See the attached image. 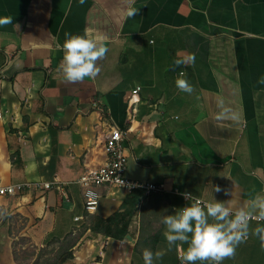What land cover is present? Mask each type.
I'll use <instances>...</instances> for the list:
<instances>
[{
	"label": "crops",
	"instance_id": "0c3cea01",
	"mask_svg": "<svg viewBox=\"0 0 264 264\" xmlns=\"http://www.w3.org/2000/svg\"><path fill=\"white\" fill-rule=\"evenodd\" d=\"M126 6L0 0V18L12 19L0 27V183L62 186L0 197V208L25 221L22 233L36 246L76 235L63 264H88L103 242V264H144V249L165 253L154 264H178L187 245L168 251L161 217L190 205L181 193L233 211L264 195V0H135L140 12L130 19ZM86 29L103 34L109 50L95 79L67 83L58 71L65 33ZM189 54L194 64L172 70ZM180 71L191 94L175 85ZM110 125L125 132L124 176L164 190L140 191L132 205L130 193L100 187L97 210L86 216L77 179L104 162ZM113 215L121 239L91 230L94 218ZM0 264H17L1 225ZM222 264H264L259 239L249 235Z\"/></svg>",
	"mask_w": 264,
	"mask_h": 264
},
{
	"label": "clouds",
	"instance_id": "9594fccd",
	"mask_svg": "<svg viewBox=\"0 0 264 264\" xmlns=\"http://www.w3.org/2000/svg\"><path fill=\"white\" fill-rule=\"evenodd\" d=\"M81 4L84 0H79ZM125 19L139 15L140 9L133 7L135 0H125ZM146 6V5H145ZM12 24L10 17L0 18V27ZM107 40L103 34L91 35L85 30L83 35L65 33L62 46L63 58L58 71L62 73L67 83L83 82L85 78L95 79L101 69L97 62L103 60L108 52ZM195 63V55L189 54L173 61L172 70L181 69ZM186 73L180 71L175 80L176 87L191 94L194 87L184 78ZM264 85V76L257 81ZM233 119H238L233 115ZM123 182L121 181V186ZM213 191L219 193L222 189L214 186ZM229 194L227 189H223ZM184 198L193 202L174 214L161 217L165 225L163 233L168 251L174 246L187 245L178 257L180 264H222L227 258L235 256L236 248L245 242L249 235H255L260 241V248L264 250V195L256 194L242 207L233 211L225 201H202L193 197L192 193H181ZM256 226H252V222ZM165 253L144 249L142 256L144 264H154Z\"/></svg>",
	"mask_w": 264,
	"mask_h": 264
},
{
	"label": "built area",
	"instance_id": "2783aa9c",
	"mask_svg": "<svg viewBox=\"0 0 264 264\" xmlns=\"http://www.w3.org/2000/svg\"><path fill=\"white\" fill-rule=\"evenodd\" d=\"M136 93L137 89L132 91L131 98L129 99L131 104H135L136 102ZM93 106L97 107L96 104H93ZM124 140L125 132L114 125H110L104 135V162L97 167L85 169L79 175L77 183L81 188L82 204L86 216L95 213L97 210L98 202L101 197L99 192L100 187H114L116 189H121L126 193L138 190L144 195L159 193L164 190V186L161 184L155 185L152 183L132 181L124 176L126 165V155L122 145ZM121 181L123 182L122 186ZM50 189L61 190L62 186L57 181L22 182L12 185H3L0 183V197H13L32 190L43 192ZM173 192L177 193L176 190ZM182 198L184 202L190 204L193 202L192 200L187 201L183 195ZM86 216L75 217L74 221H79L84 217L86 218ZM105 245L106 242H103L98 249L96 256L93 257L88 264H103ZM178 264H180V260Z\"/></svg>",
	"mask_w": 264,
	"mask_h": 264
},
{
	"label": "rangeland",
	"instance_id": "374dc122",
	"mask_svg": "<svg viewBox=\"0 0 264 264\" xmlns=\"http://www.w3.org/2000/svg\"><path fill=\"white\" fill-rule=\"evenodd\" d=\"M0 225L9 235L12 258L17 264H32L37 256H40L39 261H42L60 250V240H49L41 246L32 244L22 233L25 221L18 214L6 213L2 208H0ZM74 251L75 246L72 249V252Z\"/></svg>",
	"mask_w": 264,
	"mask_h": 264
},
{
	"label": "trees",
	"instance_id": "16d2710c",
	"mask_svg": "<svg viewBox=\"0 0 264 264\" xmlns=\"http://www.w3.org/2000/svg\"><path fill=\"white\" fill-rule=\"evenodd\" d=\"M141 195L142 193L140 191H132L128 195V200L132 205H134L137 202V200L141 197ZM115 220H116L115 215L108 217L105 220L94 218L92 221L93 223L91 225V230L101 232L110 237L121 239L124 234V229L122 228L123 224L117 231L113 232V226L115 225ZM114 228L116 229L117 226H115ZM118 232L120 234H117ZM78 239H79L78 237H76L75 235H71V234L65 236L62 240L59 241L61 243L60 250H58L53 256L47 257L43 259L42 261H39L40 256H37L32 264H63L65 263L66 261L72 259L73 257L72 249L77 243Z\"/></svg>",
	"mask_w": 264,
	"mask_h": 264
}]
</instances>
